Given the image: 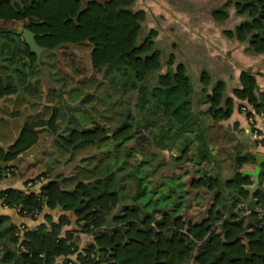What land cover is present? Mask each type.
<instances>
[{
    "label": "trees",
    "instance_id": "1",
    "mask_svg": "<svg viewBox=\"0 0 264 264\" xmlns=\"http://www.w3.org/2000/svg\"><path fill=\"white\" fill-rule=\"evenodd\" d=\"M234 16L237 24L224 30L226 37L250 55H264V0H226L205 17L222 24ZM160 24L138 0H0V100L16 94L40 103L47 67L56 66L51 57L89 43L92 69L124 103L113 131L100 124L80 128L74 111L89 112V94L65 110L64 88L51 85L54 103L43 104L50 115L29 116L12 143H0L1 172L14 168L11 177L1 174L2 182L18 174L22 154L45 130L53 133L59 156L77 162L70 173L59 172L58 158L25 189L0 187L1 203L9 207L0 203L3 209L20 207L21 222H36L25 223L21 237L18 223L0 214V264H264V163L252 193L254 175L246 165L256 164L255 153L238 152L225 176L228 154L212 146L213 126L230 118L237 104L257 123L264 92L254 72L242 69L234 83L226 66L211 68L213 58L197 46L189 58L175 41L181 48L167 54L158 42ZM19 28L34 32L45 48L41 58ZM62 72L51 74L68 80ZM88 148L99 152L78 159ZM156 149L178 154L166 166ZM192 194L199 216L188 212ZM79 234L90 241L81 242Z\"/></svg>",
    "mask_w": 264,
    "mask_h": 264
},
{
    "label": "rangeland",
    "instance_id": "2",
    "mask_svg": "<svg viewBox=\"0 0 264 264\" xmlns=\"http://www.w3.org/2000/svg\"><path fill=\"white\" fill-rule=\"evenodd\" d=\"M173 2L177 3L176 6L181 5V3H179L178 1L173 0ZM168 3L169 2H165L164 0L138 1L139 7L143 9H151L152 11L158 14H163V17L168 20L165 22V25L159 28L158 30L159 45L164 46L166 48L167 54L174 50L175 47L181 48L180 46H174V42L176 41L177 43L186 48L188 52L186 57L188 56L189 58H191L189 55L193 56V54L195 53L194 46H197V50L199 52H207L208 55L211 56L210 58H218V62H216V59H214V61L209 62L208 65H210L211 68L223 64L226 66L228 71L233 72V69L235 67L232 68V65H229L228 63L224 64L222 62L219 63V59L221 58H230L229 60H231V64L234 63L233 66L236 65V68L238 70L245 68L251 70L252 72H255V74L257 73L256 71H253L254 68L252 62H254V60L250 58H264V55H262L263 57L250 55L246 51V47L244 44H237L236 42L233 43L230 42V40L226 39V35L224 33V30L226 28L223 24L220 25V28H214L212 30H197V27L195 28L188 25H185L186 28L184 29V26L182 24H186L185 20L191 19L195 16L183 15L179 12L177 13V11L174 10L172 6H170ZM203 17L206 18L205 16ZM237 20L238 18L233 19L232 21H229V24L225 25L228 28H232L236 25ZM207 26L210 27L209 25ZM63 51L64 50H58L56 52V55L51 57L52 60L54 59L53 62L56 64V66H52V68L47 67V74L45 76L44 83V95L40 100V103H35L37 102V100L34 101V99H30L29 97H25L23 95H19V97L17 98L16 94L11 95L12 97H6L0 100V118H2L0 121L2 133L0 143L2 145L6 146L13 142L15 135L19 132L21 126L24 124V122L26 121V119H28L29 116L34 115L37 112H44V115L47 117L50 115V109H44L43 104L54 103V101H51L48 95V88L51 85L57 88V92H59L60 89L64 88L63 90L65 92L63 93V97L60 101L62 104V108H64L65 110H68V106H77L79 100L83 98L84 95L89 94V97L91 99L87 102V104L84 105V108H88L89 112L87 114H83L81 112L74 111L76 116H78L79 121L77 125H79L80 128H88L100 124L105 126L107 130L113 131L116 127L118 121V113L124 103L122 101V98L120 97L119 91L115 88V86H113L107 81H101V78L99 77L100 73H97L96 71H94V69H92L90 58L91 45L89 43L80 45H69L68 49L65 50V56L61 55ZM43 52H45V50L40 53V58ZM176 52L179 58H184L181 50H176ZM197 55L198 54L196 52V56ZM49 59L50 58H44V60L46 61ZM196 59L201 62L200 59L203 58L198 57L191 59L189 62L193 64L192 66L195 65ZM77 66H79V68L78 70H75ZM59 68L62 69V74H67V77L69 78L68 80H64L63 78L57 81L55 79L56 76L51 74L53 71H56ZM50 76L51 79L49 81ZM25 99L27 100L26 102H24ZM61 104L59 107H61ZM60 118L61 117L59 116L58 120ZM65 124L62 123V125L60 126V132L63 131ZM257 127L259 128L258 125ZM212 132L216 136L218 131L213 130ZM53 137L54 135L50 131H43L41 134L40 141L38 142V144L31 147L30 151H36L37 153V150H41L42 148V151H54L52 155L44 153L42 157L43 160L47 161V165H54L59 162L57 159L61 158L62 164L59 165L60 167H57V170L59 172L61 171L64 173H70L77 162L74 163V159H72L70 160L72 162L67 163L68 156H59V154L56 152V148L51 146L53 142ZM249 137L250 136H247L248 139ZM219 143L220 142H218V145ZM226 144L228 143H221L219 145L220 147H215L214 145L212 146L216 151L222 150L221 156H226L228 154L229 159L224 164V175L229 176L232 172V169L230 168L232 159V157H230V152L231 154L234 153L232 150L230 152L227 151L229 149L225 146L224 147L227 150H225L224 147H221L222 145ZM230 148H232V146ZM156 151L158 154L157 157L160 158L161 161L166 164V166H170L172 160L174 159V156L178 154L177 149L173 151L156 149ZM97 152H99L98 148L97 150L94 148L85 149L83 153H81V155L78 157V159L82 157H87ZM175 170V173H181L180 169ZM184 177L185 181H189L187 180V178L189 179V177ZM194 197V194H192L189 199V203L193 205L188 208V212L190 215L199 216L200 214L198 203L194 199Z\"/></svg>",
    "mask_w": 264,
    "mask_h": 264
},
{
    "label": "crops",
    "instance_id": "3",
    "mask_svg": "<svg viewBox=\"0 0 264 264\" xmlns=\"http://www.w3.org/2000/svg\"><path fill=\"white\" fill-rule=\"evenodd\" d=\"M164 1L169 2L168 4L172 6V8L177 11V13L179 12L180 14L183 15L195 16L191 19L185 20L186 24H182L184 26V29L186 28L185 25L195 28L197 27V30H209V29L212 30L214 28L216 29L220 28L221 23L212 22L211 20L209 19L207 20V18H204L203 16H209L211 14V11L214 9V7L222 4L226 0H175L181 3V5L179 6H176L177 3L173 2V0H164ZM145 10L154 13L159 19V22H161L160 24L161 26H164L165 22L168 21L166 18L163 17V14H158L152 11L151 9H145ZM231 13L232 15H234V9H232ZM233 19H236V17H232L231 19L226 20L225 22L222 23L226 29H230V27L228 28L225 24H229V21H232ZM207 25H209L210 27H208ZM226 39L228 38L226 37ZM230 42L235 43L236 41L230 40ZM236 43L239 44L238 42ZM256 56L263 57L262 55H256ZM214 59H216L217 60L216 62H218V58H213V61ZM229 59L230 58H221L219 59V63L220 62L224 64L228 63L229 65H232V68L235 67L233 69V72H231V76L233 77L232 79L233 82L238 83L240 72L242 69L238 70L236 68V65L233 66L234 63L231 64L232 62ZM250 59L254 60V62H252V65L254 68L253 71L257 72L256 77H257L259 91L264 92V58H250ZM16 97L18 98L19 95H16ZM24 102H26V99ZM256 120H257V125L260 128L262 138H264V114L257 116ZM212 129L218 131L212 145H214L215 147H220L219 145L221 143L222 144L228 143L226 145H222L221 147L225 146L229 150H227L225 147L224 149L229 152L232 150L234 153L231 154L230 152V157L232 158H234L238 152L241 153L251 152V153H255V155L257 153H264V141L263 143H259V144H255L253 142L254 140H252L253 137L250 131V124L248 118L246 116L245 111L241 109L238 104L235 106L234 112L230 118L219 121L213 126ZM247 136H250L249 139L247 138ZM218 142H220L219 145ZM231 146L232 148H230ZM42 149L37 150V153L36 151H30V149L25 151L22 154V156L25 158V161L23 162V164L20 165L18 174L13 176L12 178L3 180L1 186L2 187L12 186L19 188L27 187L26 181L31 177L37 175L41 171L45 170L47 167L46 165L47 161L43 160L42 158L44 155V150L42 151ZM254 168H255V164L246 165V171H251V169L254 170ZM0 214H8L11 217V222L14 221L15 223H20L22 221V219L18 216L17 213L12 211L11 212L7 211L3 209L1 205H0ZM42 218L43 217H41V219ZM72 219H73L72 227L75 228L76 227L75 218L72 217ZM55 220H57V217L55 218ZM68 229L70 228L69 227L64 228V230H68ZM79 236L81 242L83 243L90 241L89 236L86 234H79Z\"/></svg>",
    "mask_w": 264,
    "mask_h": 264
},
{
    "label": "water",
    "instance_id": "4",
    "mask_svg": "<svg viewBox=\"0 0 264 264\" xmlns=\"http://www.w3.org/2000/svg\"><path fill=\"white\" fill-rule=\"evenodd\" d=\"M18 33L23 36L26 44L30 47V50L32 52H35L38 55H40V53L45 50L44 47L40 46L37 43L36 38H35V34L30 29L19 28ZM256 158H257V162L255 164L254 170L246 171L247 173L254 175L255 183L252 187H248V189H250L252 193L259 187V182H260L259 174L261 171V166L264 163V153H257Z\"/></svg>",
    "mask_w": 264,
    "mask_h": 264
},
{
    "label": "built area",
    "instance_id": "5",
    "mask_svg": "<svg viewBox=\"0 0 264 264\" xmlns=\"http://www.w3.org/2000/svg\"><path fill=\"white\" fill-rule=\"evenodd\" d=\"M242 109H244V107H242ZM255 117L251 116V117H248V121L249 123L251 124L250 125V131H251V134H252V137H253V140L255 142H258L260 143L261 140H262V135L258 129V127L256 126L255 124ZM14 168L10 167V168H7L4 172H1L0 170V187H1V182H2V179H1V174L3 173V175L7 176V177H11L12 176V170ZM29 185L32 184L31 182L28 183ZM27 186V185H26ZM26 188V187H25ZM25 188H22V189H25ZM2 202V198H0V203ZM2 204V203H1ZM2 207L4 208H7L9 209V207L7 205H3L2 204ZM13 209V208H12ZM16 213H20L22 210L20 207H15L13 209ZM264 212V209L262 210ZM27 224L28 226H34L36 224V222L34 221H27V222H20L18 223V228H19V235L22 237L24 232L27 230V227L26 225L24 224Z\"/></svg>",
    "mask_w": 264,
    "mask_h": 264
}]
</instances>
